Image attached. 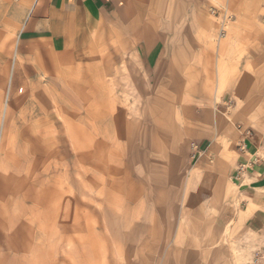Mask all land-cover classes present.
Returning <instances> with one entry per match:
<instances>
[{
	"label": "rangeland",
	"instance_id": "rangeland-1",
	"mask_svg": "<svg viewBox=\"0 0 264 264\" xmlns=\"http://www.w3.org/2000/svg\"><path fill=\"white\" fill-rule=\"evenodd\" d=\"M235 1L232 9L216 4L209 10L220 20L218 37L226 38L229 25L237 20L236 11L242 20H255L263 29L250 39L240 38L236 48L230 46L231 63L239 64L240 71H228L232 75L226 77L225 87L219 86L218 78L214 89L204 85V97H214V106L203 98L206 104L197 109L192 100V117L196 109L201 116L214 111L233 122L264 120L255 93L248 105L240 104V89L254 90L255 83L262 87L259 100L264 101V0ZM253 48L254 61H249L248 50ZM91 63L87 77H70L66 83L56 78L51 91L36 87L40 100L51 105L55 100V140L34 143V163L39 165L35 173L24 169L22 174V163H9L0 174V264H264L260 239L235 223L237 206L225 205L224 213H215L229 221L224 232L212 233L213 217L205 211L203 223L193 220L200 217L202 202L187 189L189 167L183 172L181 165L190 156L195 160L197 146L187 139L191 130L182 125L187 110L180 96L185 81L190 84L196 77L182 76L174 60L163 62L151 82L141 75L138 62L129 59L118 60L115 76L109 75V59L104 61L108 73L103 77L97 75L95 61ZM253 69L262 75L254 76ZM10 82L11 78L7 102ZM189 94L192 99L197 96ZM18 143V133L12 131L9 149L14 152ZM45 144L49 150L54 145V157L48 160L46 154L42 162ZM21 176L25 188L32 189H20L14 178ZM31 178L36 180L32 183ZM223 193L234 192L230 188Z\"/></svg>",
	"mask_w": 264,
	"mask_h": 264
},
{
	"label": "crops",
	"instance_id": "crops-1",
	"mask_svg": "<svg viewBox=\"0 0 264 264\" xmlns=\"http://www.w3.org/2000/svg\"><path fill=\"white\" fill-rule=\"evenodd\" d=\"M233 3L236 1L0 0V133L2 131L4 142L0 155L1 176L9 163H22V174L24 169L28 174L35 173L39 165L34 163L38 153L34 143L48 142L49 138L51 143L55 140V100L52 105L48 102L53 108V113L49 114L50 105L40 100L37 88L51 91L56 78L66 83L70 82V77H87L91 74L92 61H95L97 75L107 76L108 64L104 61L108 59L111 62L109 75L117 74L118 60L129 59L138 62L141 75L151 82L159 75L163 62L174 60L182 76L196 77L190 84L185 81L184 96H180L186 102L182 109L188 111L182 125L191 130L187 139L193 140L198 147L192 154L195 160L190 156L181 165L183 172L186 165L189 167L185 172L187 189H192L202 202L201 205L198 202L197 209L201 215L193 220L203 223L205 211L213 217L210 219L212 233L224 232L229 221L225 216L215 217V213L223 212L225 205H235L240 210L235 223L242 232L247 231L260 239L264 248L263 118L233 122L214 111L201 116L196 109L198 113L194 117L189 115L193 108L188 103L192 100L198 103L195 104L197 109L206 104L204 85L214 89L218 78L219 86L225 87L226 77L232 75L228 71L231 68L240 71L239 64L236 67L231 63L230 46L236 48L241 40L250 39L257 29H263L255 20H242L236 11L237 20L229 25L226 38L220 39V20L211 16L209 10L216 4L232 9ZM249 42L242 46L246 47ZM254 45L256 43L251 46ZM171 46H174L173 55ZM248 53V60L254 61L251 59L254 48ZM253 71L254 76L262 75L259 69ZM249 75L244 73V76ZM195 92L197 96L192 99L189 93ZM240 92H244L240 94L241 105H248L247 100L255 93L258 108H264V101L259 100L263 94L261 86L255 83L254 90L245 87ZM206 100L213 101L206 105L214 106V97L208 96ZM12 131L18 133L19 139L14 152L7 144ZM41 147V161H46V154L48 160H52L54 145L50 150L48 144ZM14 179L20 181L21 190L32 189L30 185L25 188L23 176ZM31 180L33 183L36 179ZM230 188L234 192L232 195L223 193ZM205 219L208 222L209 218ZM181 250L179 247L178 252Z\"/></svg>",
	"mask_w": 264,
	"mask_h": 264
},
{
	"label": "built area",
	"instance_id": "built-area-1",
	"mask_svg": "<svg viewBox=\"0 0 264 264\" xmlns=\"http://www.w3.org/2000/svg\"><path fill=\"white\" fill-rule=\"evenodd\" d=\"M216 13H217V12H216V11H214V13H213V14L215 15ZM228 19H229V18H228ZM195 148H196V150H197V147H195Z\"/></svg>",
	"mask_w": 264,
	"mask_h": 264
}]
</instances>
